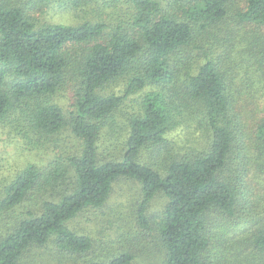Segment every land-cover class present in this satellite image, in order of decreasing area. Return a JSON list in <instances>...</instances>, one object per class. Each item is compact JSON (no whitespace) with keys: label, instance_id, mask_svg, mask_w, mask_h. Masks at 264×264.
Returning <instances> with one entry per match:
<instances>
[{"label":"trees","instance_id":"1","mask_svg":"<svg viewBox=\"0 0 264 264\" xmlns=\"http://www.w3.org/2000/svg\"><path fill=\"white\" fill-rule=\"evenodd\" d=\"M0 144V264H264V0H0ZM124 180L145 241L86 261Z\"/></svg>","mask_w":264,"mask_h":264},{"label":"rangeland","instance_id":"2","mask_svg":"<svg viewBox=\"0 0 264 264\" xmlns=\"http://www.w3.org/2000/svg\"><path fill=\"white\" fill-rule=\"evenodd\" d=\"M121 87L115 86V91L120 92ZM62 104L69 108L71 101L66 98ZM128 111V109H127ZM27 155H18L13 147L0 144V166L4 170L10 166H24L27 163ZM41 163H46L44 158H33ZM142 200L141 189L138 184L130 181H120L115 184L113 194L108 203L101 209H88L77 217L71 224L74 231L81 235L92 238L95 244L94 250L86 258L90 260H107L117 255L118 249L130 245L127 241L133 239L135 242L143 243L146 235H143L138 227V204ZM166 200L158 196L152 203L150 212L154 215L163 213ZM157 243L149 242V246ZM164 251L161 247H147L137 258L135 264H161ZM35 264H71L74 257H59L55 254V247L49 244L48 247L35 249L31 253Z\"/></svg>","mask_w":264,"mask_h":264}]
</instances>
